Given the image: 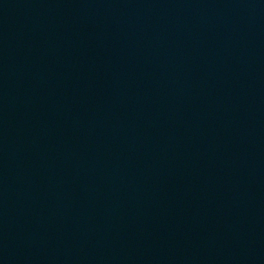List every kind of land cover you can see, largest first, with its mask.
<instances>
[{
	"label": "water",
	"instance_id": "95a60500",
	"mask_svg": "<svg viewBox=\"0 0 264 264\" xmlns=\"http://www.w3.org/2000/svg\"><path fill=\"white\" fill-rule=\"evenodd\" d=\"M0 264H264V0H0Z\"/></svg>",
	"mask_w": 264,
	"mask_h": 264
}]
</instances>
